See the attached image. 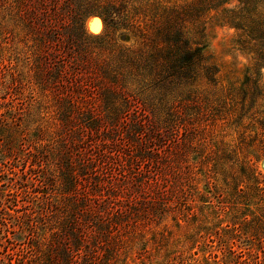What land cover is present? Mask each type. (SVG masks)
I'll return each instance as SVG.
<instances>
[{"label": "rangeland", "instance_id": "rangeland-1", "mask_svg": "<svg viewBox=\"0 0 264 264\" xmlns=\"http://www.w3.org/2000/svg\"><path fill=\"white\" fill-rule=\"evenodd\" d=\"M50 3L0 0V264H264V231L253 234L250 221L262 213L231 208V193L251 184L243 165L264 180V137L246 128L264 117V74L253 107L234 122L251 63L219 10L185 23L191 40L202 31L204 63L215 72L192 89L221 119L206 128V149L183 164L197 187L180 206L179 194L160 202L171 179L156 162L166 113L155 91L145 106L112 91L116 56L137 42L98 15H57ZM125 88L137 96L136 84ZM205 195L211 208L201 212Z\"/></svg>", "mask_w": 264, "mask_h": 264}, {"label": "trees", "instance_id": "trees-1", "mask_svg": "<svg viewBox=\"0 0 264 264\" xmlns=\"http://www.w3.org/2000/svg\"><path fill=\"white\" fill-rule=\"evenodd\" d=\"M230 1L196 0L192 6L179 7L165 5L160 0H85V5L81 0H50L54 14L62 13L79 20L83 16L98 15L106 28L124 30L137 42V45L127 46L123 54L116 56L112 91L125 101L133 99L136 104L144 106V99H149L148 94L152 95L155 91L153 99L159 101V107L166 113L163 120L165 126L158 131L162 155L156 162L166 176V183L169 179L171 181L165 193L167 195L164 197L161 194V204L171 202L178 194L180 206L194 200L189 189L196 192L197 186L193 183L191 172L189 169L186 171L183 164L198 147L201 151L206 149L203 146L206 128L221 119L213 114L219 109L212 104L210 108L209 101L201 99L192 89L200 77L214 82L215 72L204 63L202 31L196 32L198 40H191L185 23L197 22L204 11L219 10V22L236 32L234 47L250 58L251 64L240 90L241 106L234 122H239L249 112L260 95L258 80L264 74V0H233L235 3L229 5ZM16 2L18 6L23 4V0ZM87 6L89 11L86 13ZM133 84L138 88L137 96L129 94L125 88ZM122 86L123 89L120 88ZM147 107L157 111L152 102ZM251 120L246 128L253 131L256 127L264 137V117ZM166 144L168 150H165ZM226 151L223 150L224 156ZM212 152L210 150L203 158L208 159ZM241 169L242 176L251 184L247 191L239 190L241 194L231 193L233 198L236 196L232 198L231 208L235 212L249 210L253 215L255 211H260V218L252 217L250 220L255 222L253 234H257L264 231V180L258 178L254 168L243 165ZM200 201L201 212L211 208V200L206 195ZM247 217L244 214L243 221H247ZM250 223L247 225L250 226Z\"/></svg>", "mask_w": 264, "mask_h": 264}, {"label": "bare ground", "instance_id": "bare-ground-1", "mask_svg": "<svg viewBox=\"0 0 264 264\" xmlns=\"http://www.w3.org/2000/svg\"><path fill=\"white\" fill-rule=\"evenodd\" d=\"M99 23L100 22H99V20L97 18L91 19L89 21V27H90V29L93 30V31H97L98 28H99Z\"/></svg>", "mask_w": 264, "mask_h": 264}]
</instances>
